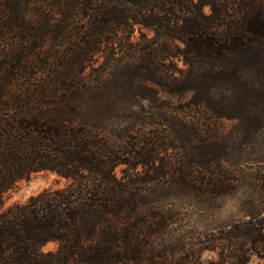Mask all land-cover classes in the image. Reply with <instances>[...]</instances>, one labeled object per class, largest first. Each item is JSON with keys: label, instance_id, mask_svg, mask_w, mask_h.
Wrapping results in <instances>:
<instances>
[{"label": "trees", "instance_id": "16d2710c", "mask_svg": "<svg viewBox=\"0 0 264 264\" xmlns=\"http://www.w3.org/2000/svg\"><path fill=\"white\" fill-rule=\"evenodd\" d=\"M175 54L187 65L183 80L162 68ZM196 64L204 68L191 83ZM245 70L264 80V0H0V264H160L167 223L144 208L146 186L172 172L196 177L191 160L175 171L159 157L162 143L127 122L125 89L139 100L143 85L164 78L178 82L175 94L214 95L228 76L236 89ZM195 100L186 108L206 102ZM197 163L200 184L227 189ZM39 171L66 183L4 208L6 194ZM222 233L226 250L211 264L264 261V214ZM51 241L56 249L43 250Z\"/></svg>", "mask_w": 264, "mask_h": 264}, {"label": "rangeland", "instance_id": "374dc122", "mask_svg": "<svg viewBox=\"0 0 264 264\" xmlns=\"http://www.w3.org/2000/svg\"><path fill=\"white\" fill-rule=\"evenodd\" d=\"M141 31L147 36L152 35L148 29L142 28ZM139 36L140 30L136 26L132 40ZM162 68L174 71V75L183 80L185 75L181 74L187 70V65L175 54L164 60ZM203 68L194 65L191 83L199 81ZM225 80V89L214 95H208L204 90L175 94L178 82L164 78L157 80L158 84L143 85L139 100L132 97L135 88L125 89L132 105L126 111V116L131 119L127 122L135 125L134 130L145 131L147 138H157L162 143L159 157L174 162L175 171L180 167L179 162L191 160V170L196 177L185 180L172 172L173 177L166 182L146 186L142 199L144 208L154 210L167 223L159 237V244L164 247L161 249L162 259L157 258L160 264L218 262L227 245L222 230L251 216L264 214V187L260 182V175L264 172V80L258 72L250 70L243 72L236 89L232 88L236 82L231 76ZM164 83L171 84L173 92L161 90ZM202 97L206 99L202 106L186 108L191 99L199 102ZM117 98L118 95L114 99ZM136 101H140L142 108L134 106ZM208 101L217 108V114L204 108L210 106ZM191 124L198 131L197 138L190 129ZM121 128V124L114 123L116 131ZM131 135L134 136L135 132ZM197 161L229 180L227 189L219 192L200 184V171L203 170ZM122 168L124 166L115 168L119 178L123 176ZM137 169L139 172L143 170L140 166ZM65 183L66 180L55 172H35L20 180L6 194L3 207L24 203L44 189L62 187ZM55 249L56 243L52 241L43 246L45 251ZM246 264H264V261L252 255Z\"/></svg>", "mask_w": 264, "mask_h": 264}]
</instances>
